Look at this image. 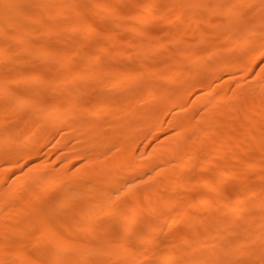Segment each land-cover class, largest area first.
<instances>
[{
  "label": "bare ground",
  "instance_id": "bare-ground-1",
  "mask_svg": "<svg viewBox=\"0 0 264 264\" xmlns=\"http://www.w3.org/2000/svg\"><path fill=\"white\" fill-rule=\"evenodd\" d=\"M0 102V264H264V0H0Z\"/></svg>",
  "mask_w": 264,
  "mask_h": 264
},
{
  "label": "rangeland",
  "instance_id": "rangeland-1",
  "mask_svg": "<svg viewBox=\"0 0 264 264\" xmlns=\"http://www.w3.org/2000/svg\"><path fill=\"white\" fill-rule=\"evenodd\" d=\"M90 3H87L84 7H85V9L88 7V5H89ZM90 7H91V4H90ZM124 9H125V16H124V19L122 20V22L124 23V24H126V25H128V26H131V27H139L141 24L140 23H135V21H134V17H135V15L139 12V10H140V8L139 7H137V6H135V5H130V4H127V3H125V4H123V6H122ZM82 9H84L83 7H82ZM84 9V10H85ZM97 13L95 14V13H93V15H88V17L89 18H91L92 20L93 19H95V18H97ZM144 19L146 18V17H143ZM161 23V29H158V27L157 26H152V27H145L144 26V28H145V30H147L148 32H151V33H154V32H157V31H160V32H163V31H165L166 29H169L171 26H169L168 25V23L166 22V20H164V21H162V22H160ZM170 29H172V28H170ZM125 37H128L130 40H131V42H134L136 39H135V35H134V32L133 31H127V33L125 32ZM234 35H236V34H234ZM127 38V39H128ZM216 47L217 46H222V45H220V43H216V44H214ZM207 48V47H206ZM206 48H204L203 47V49L204 50H206ZM93 55V51H91V50H87L86 52H85V54H84V61H86L88 58H90L91 56ZM129 63V65H132L133 64V62H132V60L131 61H129L128 62ZM91 65H88L87 67H90ZM31 67V65H27V68H30ZM17 92H18V94L19 95H21V96H27V95H29V90H27V89H22L21 87H19L18 89H17ZM5 106H10L11 107V113L10 114H8V115H6V119L7 120H9V119H12V118H18V117H20V116H22V115H24L26 112H27V110H22V111H19V110H17L16 109V103L15 102H0V109H2L3 107H5ZM169 134H166V135H163V136H161L160 138L161 139H164L165 137H167ZM158 139H159V137H156V138H154V139H152V140H147L146 138H143L141 141H140V148L138 149V151H137V154H141V155H143V157H147V155L149 154V152H150V150L156 145V143H157V141H158ZM263 145H264V142H263ZM142 147H145V150L144 151H142L141 150V148ZM255 158L256 159H264V153H263V151H259V152H257V153H255ZM245 161L247 162V163H252L254 160H253V156H248V157H246L245 158ZM245 170H246V173L248 174V175H250V176H254V175H256V174H259V173H264V161H263V163H262V166H260V167H245ZM214 177H216V175H214ZM225 185H228L227 187H228V189H227V192L229 193V196H231L232 195V190H233V188L235 187V185L236 184H234V182L232 181V180H228L227 181V183L225 184ZM254 206L255 207H257L258 206V203H255L254 204ZM208 208H209V206L208 205H204V206H201V210H199L200 211V213L199 214H207L208 212H207V210H208ZM131 213H129V212H127V215H130ZM246 223H248V222H243V224H246ZM75 225H78V224H76V223H74ZM120 224H122V223H120V222H116L115 223V228H114V230H112V231H110V233L109 234H107V235H105L104 237H102V235H101V240H102V238H103V240H114V241H117V240H119V229H117L116 228V225L117 226H119ZM181 228H180V226L178 227V225L172 230V234L174 235V234H178L181 230H180ZM79 234V233H78ZM100 235V234H99ZM79 237H81V236H79ZM82 239V238H81ZM102 240V241H103ZM105 241H103V242H105ZM113 241V242H114ZM110 242V241H109Z\"/></svg>",
  "mask_w": 264,
  "mask_h": 264
}]
</instances>
